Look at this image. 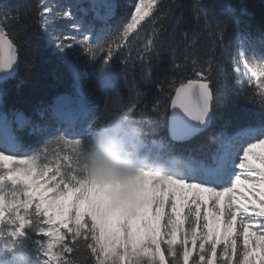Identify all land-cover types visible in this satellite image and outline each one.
Wrapping results in <instances>:
<instances>
[{"label": "snow or ice", "instance_id": "6c2138e0", "mask_svg": "<svg viewBox=\"0 0 264 264\" xmlns=\"http://www.w3.org/2000/svg\"><path fill=\"white\" fill-rule=\"evenodd\" d=\"M94 2L111 13L108 0ZM174 4L134 0L114 38L96 43L90 35L66 33L53 37L55 46L61 53L79 46L105 66L119 56L126 70L145 73L146 61L161 57L164 42L158 29L143 34L171 14ZM54 13L63 19L73 15L38 0L36 15L45 30ZM19 20L10 11L0 15V71L10 72L18 63L11 25ZM216 31L218 39L202 61L191 60V68L189 56L180 59L172 48V78L159 82L150 101L136 84L121 86L101 68L96 79L103 103L95 112L54 106V129L0 117V240L10 242L0 249V264L5 255H15L18 242L30 249L29 256L35 251L39 264H264V134L232 156L223 147L231 138L221 133V148L210 163L178 155H171L163 170L85 163L90 146L113 126L135 138L139 133L132 125L146 112L164 115L179 107L202 125L210 120L213 102L225 94L216 76L224 29ZM232 65L240 87L252 89L244 98L264 107V57H250L241 47ZM74 72L79 81L87 68L76 66ZM152 73L147 66L145 84L153 83ZM29 129L43 133L45 141L26 154L20 135ZM105 177L115 183L102 186Z\"/></svg>", "mask_w": 264, "mask_h": 264}, {"label": "trees", "instance_id": "16d2710c", "mask_svg": "<svg viewBox=\"0 0 264 264\" xmlns=\"http://www.w3.org/2000/svg\"><path fill=\"white\" fill-rule=\"evenodd\" d=\"M37 2L38 0H0V15L10 11L20 17L19 22L11 25V31L20 49L19 72L15 78L0 83L2 94L0 113L6 114L11 120H16L17 113L22 112L31 123L37 121L41 123L42 128L47 123L48 128L54 129L58 127L50 112L54 107V99L63 93H74L75 79L46 40L39 17L36 15ZM114 2L116 12L107 19L109 23L103 25L105 18L97 22V30L92 37L96 43L114 38L130 17L134 0L128 6L120 0ZM85 3L90 7L89 2ZM205 22L208 25L207 29H204ZM153 28L159 30L157 35L164 42L163 54L159 59L151 57L146 61L145 73H141L139 68L126 70L119 56L108 65L112 67L121 86L126 83L127 87L131 88L136 84L137 90L145 93L150 101L158 94L159 82L172 78L169 56L173 47L176 48L178 58L189 56L188 67L191 68V60L202 61L213 42L218 39L216 30L223 28L224 37L219 39L217 47L220 62L216 76L220 81L221 92L225 94L218 96L214 101L211 127L189 141L175 142L171 139L168 130L170 107L164 115L151 116L146 112L137 117L132 127L138 129L137 140L145 144L148 154L168 158L171 155H178L209 162L219 147L218 142L210 141V134L215 136L217 133H223L228 137L249 126H264V107L244 98L253 95L252 89L250 86H246L244 90L238 88L237 74L232 65L237 47L236 37L239 33H247L249 39L254 41L258 48L263 49L258 44L264 39V0H198V3L197 0H175L171 14L150 25L143 35L150 36ZM132 55L135 56V50ZM100 60L103 63V60ZM147 66L153 67L152 84H145L142 80V75L147 74ZM238 92L242 95H238ZM120 134L124 136L126 131L120 128ZM106 139V134L98 137L90 146L89 155L94 154L92 150L94 145L102 144ZM20 141L22 151L31 154L41 148L45 136L43 133L25 130L20 135ZM153 142L164 143L165 149H158ZM138 149L137 154L131 157L136 164L142 157L140 153L142 148ZM149 160L148 157L145 159L146 162ZM2 241L10 246L7 239ZM29 250L23 242L15 245L17 254H28ZM39 259L35 251H32L28 261L23 264H29V261L31 264H38Z\"/></svg>", "mask_w": 264, "mask_h": 264}, {"label": "rangeland", "instance_id": "374dc122", "mask_svg": "<svg viewBox=\"0 0 264 264\" xmlns=\"http://www.w3.org/2000/svg\"><path fill=\"white\" fill-rule=\"evenodd\" d=\"M131 1L132 0H120V2H123L125 6L130 5ZM85 2H89L90 7ZM47 4L54 5L57 12L64 11V10H70L73 13L71 19L59 18L58 16H56V13H54L53 14L54 19H53L52 24L48 27L47 30L42 28V31L46 37L48 44L51 46L52 50L59 56V58H61V60L67 65V67L70 69L75 79V90L73 94L75 95V99L77 102L68 108H74V109L75 108H81V109L86 108L90 112H95L103 103V94L97 82L96 75L100 72V69L103 68L104 74L111 76L118 83L117 76L115 75L112 67L105 66L100 60V58L93 60L87 53L84 52V49L79 46L73 49H69L66 53H61L56 48L55 40L53 37L55 35H64L66 33H73L75 35H90L91 37H93L95 31L97 30V25H98L97 22L100 21L99 18H102V19L105 18L106 19L105 21H108L107 19L110 17V15L111 14L114 15V13L116 12L115 10L116 4L114 0H108L107 6L111 8L110 14H105L101 10V7L98 6L94 2V0H47ZM89 17L91 18L89 19ZM73 25H75L76 27L74 28ZM236 42H237V47H236L235 54L237 53L238 49L242 47L244 51H246L249 54L250 57L253 55H256L258 58L264 57V52H263L264 39L261 40L262 42L261 44H258L263 49L258 48L256 44L254 43V41L249 39L247 33H239L236 37ZM76 66L87 68V73L82 74L79 80V83L81 85V90H82V92L79 94L77 92L78 80L74 72V68ZM237 78H239L238 74H237ZM237 86L240 90H244L247 85H245L244 87H240V85L237 83ZM1 115L2 114H0V117ZM19 115L22 116L21 114ZM8 121L9 119H7V122ZM31 125L41 127V123L39 124V122L37 121L32 122ZM47 126H48L47 123L43 125V127H47ZM105 134L107 135L106 141H103L102 144H96L92 147L94 154L97 152L103 151L106 145L112 140H116L122 146H126V147L128 146L131 147L132 143H135L136 146L139 145L138 143H141V141L137 140V136L133 138L129 136L127 133L124 136L121 135L120 128H117L115 126H113ZM260 134H264V126L246 127L228 136L231 139L223 147L225 148V151L228 154L235 156L237 151H242L243 146L247 142H250L251 139L253 138H258ZM153 144L160 150L165 149V144L162 142H154ZM220 148L221 146L219 145L218 150L215 152V154L218 153ZM141 152L145 153V151L143 150H141ZM146 155L148 154H145L143 156V159L146 158ZM168 161L169 159L167 158L161 159V158L152 156L150 157L149 163H147L146 165L140 166V167L165 169ZM210 162L211 160L208 163ZM113 183H115V181L108 177L103 178L101 181L102 186H109ZM7 247L8 245L7 244L5 245V242L0 240V249H4ZM21 259L25 260L27 259V257H22ZM3 260L5 261V264H10V262L14 260V257L12 254H8L3 257ZM16 261H19V260H16ZM38 264H39V260H38Z\"/></svg>", "mask_w": 264, "mask_h": 264}, {"label": "water", "instance_id": "95a60500", "mask_svg": "<svg viewBox=\"0 0 264 264\" xmlns=\"http://www.w3.org/2000/svg\"><path fill=\"white\" fill-rule=\"evenodd\" d=\"M19 66H20V55L18 52V63L16 64L14 69L10 72L0 71V83L15 78L19 72ZM76 102L77 101L75 99V95L73 93L67 92L60 94L54 99V106L63 105L65 107H70ZM213 107H214V102H213ZM177 113H179V116L177 115ZM209 116H210V120L206 124L202 125L199 121L193 120L189 116H187L181 108L170 107L168 114V130L171 139L174 140L175 142H185L207 131L213 123V117H214L213 109L209 113Z\"/></svg>", "mask_w": 264, "mask_h": 264}, {"label": "clouds", "instance_id": "9594fccd", "mask_svg": "<svg viewBox=\"0 0 264 264\" xmlns=\"http://www.w3.org/2000/svg\"><path fill=\"white\" fill-rule=\"evenodd\" d=\"M221 138V134L217 133L215 136L209 135V139L211 142H218ZM138 148L135 143L131 145L130 148H124L118 141L112 140L110 141L105 149L101 152H97L95 154L88 155L86 159V164H92L95 160L98 164H115L120 165L125 168H136L141 165L136 164L131 157L137 154ZM163 170V168H161Z\"/></svg>", "mask_w": 264, "mask_h": 264}, {"label": "bare ground", "instance_id": "6f19581e", "mask_svg": "<svg viewBox=\"0 0 264 264\" xmlns=\"http://www.w3.org/2000/svg\"><path fill=\"white\" fill-rule=\"evenodd\" d=\"M77 83H78V89H77V92H78V94H79V93L82 92V90H81V85H80L79 81H78ZM19 114H21V113H19ZM21 115H22V114H21ZM1 117L6 121V118H5L4 115H1ZM6 122H7V121H6Z\"/></svg>", "mask_w": 264, "mask_h": 264}]
</instances>
